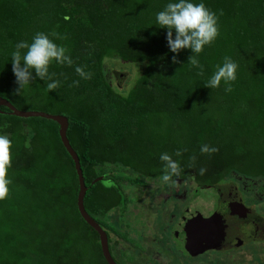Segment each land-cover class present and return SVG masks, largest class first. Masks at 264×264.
<instances>
[{
  "label": "trees",
  "instance_id": "1",
  "mask_svg": "<svg viewBox=\"0 0 264 264\" xmlns=\"http://www.w3.org/2000/svg\"><path fill=\"white\" fill-rule=\"evenodd\" d=\"M167 2L0 0V97L18 110L67 118L66 138L86 187L84 209L106 233L116 264L133 260L125 248L137 232L127 187L138 177L162 179V152L181 169L172 179L212 185L229 173L264 178V0H203L218 25L197 56L203 75L187 62L195 54L171 53L165 30L154 24ZM38 31L63 45L72 63L49 65L57 88L35 78L16 92L10 53ZM225 56L237 63L235 80L205 87ZM113 57L140 65L127 90L120 87L124 72L115 71L110 82L104 60ZM8 112L0 107V134L12 141L11 183L0 199V264H107L97 233L78 213L77 176L58 125Z\"/></svg>",
  "mask_w": 264,
  "mask_h": 264
},
{
  "label": "flooded vegetation",
  "instance_id": "2",
  "mask_svg": "<svg viewBox=\"0 0 264 264\" xmlns=\"http://www.w3.org/2000/svg\"><path fill=\"white\" fill-rule=\"evenodd\" d=\"M189 177L192 176L172 180L182 185L184 191H179L188 193L181 196L190 199L198 193L209 194L216 198V207L211 215L197 218L196 212L183 199L180 214L167 219L171 224L176 219L174 224H167V228H171L167 235L171 246L165 244L167 240L164 237L152 238L153 243H145L147 246L144 249L135 250L138 259L142 260L140 264H242L240 259L237 263L236 258L232 257L236 253L246 254L249 261L247 264H262L264 252L259 248L258 242L264 240V215L259 214L258 207L264 204V178L229 173L219 183L209 185L197 183ZM254 180L256 185H253ZM188 184H192V187ZM215 186L217 187L213 188ZM174 187L170 186L171 189H176ZM211 187L210 190L195 193L198 188ZM181 212L184 213L183 216H180ZM160 213L162 214V208ZM181 222L184 230H180ZM136 225V222L132 223L133 228ZM136 231L130 233L133 249L134 242L142 241L139 235L142 231L138 228ZM155 257L160 259H154ZM131 263L135 264L134 258Z\"/></svg>",
  "mask_w": 264,
  "mask_h": 264
},
{
  "label": "clouds",
  "instance_id": "3",
  "mask_svg": "<svg viewBox=\"0 0 264 264\" xmlns=\"http://www.w3.org/2000/svg\"><path fill=\"white\" fill-rule=\"evenodd\" d=\"M154 24L165 30L164 39L171 53L176 54L181 49H188L195 54L189 55L187 62L197 70V75H203V66L197 56L218 35L217 16L205 6L203 0H168L162 9L155 13ZM66 52L67 49L50 39L49 34L39 31L31 37L30 42L25 40L16 42L10 53L11 72L17 85L15 91L29 86L35 78L50 81L46 84L48 90L57 88L59 82L52 79L54 74L49 72V65L53 62L71 65L72 61ZM171 59L175 62L176 56L173 55ZM74 71L84 79L89 77L80 66L75 67ZM236 71L237 63L225 56L222 63L204 81V86L215 88L222 80L224 82L235 80ZM75 83L76 81H73V84ZM11 144L12 141L7 134H0V199L7 196L8 185L11 183L10 178L6 176ZM200 151L210 149L202 146ZM159 159L165 162L163 181L167 182L172 177L180 175L178 163L166 152H162Z\"/></svg>",
  "mask_w": 264,
  "mask_h": 264
},
{
  "label": "rangeland",
  "instance_id": "4",
  "mask_svg": "<svg viewBox=\"0 0 264 264\" xmlns=\"http://www.w3.org/2000/svg\"><path fill=\"white\" fill-rule=\"evenodd\" d=\"M104 64L107 68V73L110 75V82L113 85L114 81V72H124V80L120 84V87L124 88V90H127L137 78L139 74L140 65L138 63H131V62H124L121 61L118 58H106L104 60ZM191 162L189 161V165ZM193 169V168H192ZM190 169L189 172L191 173L193 170ZM192 178V177H189ZM153 180H146L145 178H137L136 184H129L128 185V199H129V209H130V215L128 219H132L133 222H136V228L140 229L142 233H140L141 242H134L133 247L132 246H126V256H132L134 258L135 264H140L141 259H138L137 252L135 251L136 248L138 250L144 249L145 243H153L152 238L156 237H164V239L167 240L165 243L166 245L171 246L169 243L168 238V232L171 230V228H167V224H171L167 221L169 219V216H177L178 213L180 214L179 210L185 204L194 212H196L197 218H203L211 215L212 211L216 207V198L210 197L209 194L205 193H198L195 196H191L190 199L188 197H183L181 195L185 194L188 195L187 192L182 193L183 188H181L182 185L179 183H174L170 179L169 181L165 182L162 179H156L152 178ZM246 182V181H245ZM253 185H256V181ZM258 184H261L260 182ZM144 185V186H143ZM175 186L176 189H171L170 186ZM262 185V184H261ZM188 186L192 187V184H188ZM264 186V185H263ZM159 189V190H158ZM159 191V192H158ZM161 195V197L158 195ZM180 196V197H178ZM184 199V200H183ZM162 208V214L161 212ZM177 212H176V211ZM259 214L261 216L264 215V204L260 207H258ZM139 213V214H138ZM138 214V215H137ZM184 213L181 212L180 216H183ZM176 222V219L172 220V224ZM179 222V221H178ZM140 223V224H139ZM171 224V225H172ZM182 225V222L180 223V230H184L185 228ZM133 237V234L131 235ZM168 238V239H167ZM156 240V239H155ZM133 243V242H132ZM259 248L262 249V252H264V240L258 242ZM132 245V244H131ZM261 252V253H262ZM129 255V256H128ZM144 257V256H143ZM232 257L236 258V262L239 263V260H241L242 264H247L248 256L243 253H236V255H233ZM154 259L159 260L160 257H155ZM258 258L256 257V260ZM248 261V262H247ZM258 261V260H257ZM247 262V263H246ZM149 264H152L150 262ZM264 264V261L263 263Z\"/></svg>",
  "mask_w": 264,
  "mask_h": 264
},
{
  "label": "water",
  "instance_id": "5",
  "mask_svg": "<svg viewBox=\"0 0 264 264\" xmlns=\"http://www.w3.org/2000/svg\"><path fill=\"white\" fill-rule=\"evenodd\" d=\"M123 74L117 75L118 77H121ZM0 107H6L9 112L8 114L19 117V118H31V117H39L47 120L54 121L58 125V135L60 138V141L65 148L66 152L70 156L72 162H73V168L75 170L76 176H77V183H78V192L76 196V206L78 213L80 217L83 219V221L92 229L94 230L99 239V245L101 254L107 264H116L115 261L112 259L109 250H108V242H107V236L106 233L102 230V228L87 214V212L84 209L83 206V198L86 192V187L84 184L82 172L79 165L78 157L75 153V151L71 148L68 139L66 138V129L68 127V120L65 116L62 115H55V114H48L41 111H22L16 109L14 106H12L8 101L0 97ZM101 177H98L94 180V182L99 181ZM217 186L213 187L216 188ZM211 188H198L195 190V193L198 191L203 190H210Z\"/></svg>",
  "mask_w": 264,
  "mask_h": 264
}]
</instances>
